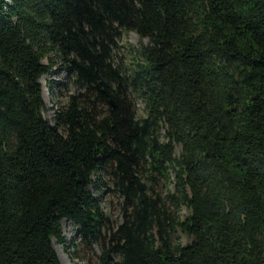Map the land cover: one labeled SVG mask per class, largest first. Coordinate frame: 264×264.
<instances>
[{
  "label": "trees",
  "instance_id": "obj_1",
  "mask_svg": "<svg viewBox=\"0 0 264 264\" xmlns=\"http://www.w3.org/2000/svg\"><path fill=\"white\" fill-rule=\"evenodd\" d=\"M129 31L148 43L121 68ZM52 57L77 88L53 124ZM63 219L100 264H264V0H0V264H59Z\"/></svg>",
  "mask_w": 264,
  "mask_h": 264
},
{
  "label": "rangeland",
  "instance_id": "obj_2",
  "mask_svg": "<svg viewBox=\"0 0 264 264\" xmlns=\"http://www.w3.org/2000/svg\"><path fill=\"white\" fill-rule=\"evenodd\" d=\"M147 43L148 41L145 37L140 38L133 31L122 32L117 39L119 48L114 49L115 62L121 68L129 67L133 59L136 58V50ZM42 61L50 66L48 73L41 75L38 79L43 100L42 115L49 123L53 124L55 111L66 102L68 94L76 92L77 88L72 84L63 65L55 57L51 58V62L47 59H43ZM132 97L136 116H144L143 102L135 96ZM162 133L163 130H160V138H163ZM175 152H178V146L175 147ZM144 173H147V171H144ZM152 175L151 190L153 194L162 197L167 190H172L171 183L164 181L155 172H152ZM169 175L170 177L172 176L170 171ZM100 178L102 180L101 183L93 176L94 185L91 186V191L98 197L99 205L108 218V227L114 228L122 221L121 198L110 190L111 184L109 176L106 173H102ZM176 212L182 215L186 213V210L181 206ZM60 229L64 245L55 242L54 238L51 239V242L53 245L59 246V250L64 258L63 264H100L98 259L99 245L97 243L88 246L80 242L76 227L67 219L61 220ZM177 239L180 243H185L191 238L177 232Z\"/></svg>",
  "mask_w": 264,
  "mask_h": 264
},
{
  "label": "bare ground",
  "instance_id": "obj_3",
  "mask_svg": "<svg viewBox=\"0 0 264 264\" xmlns=\"http://www.w3.org/2000/svg\"><path fill=\"white\" fill-rule=\"evenodd\" d=\"M54 248H55V250H56V253H57V255H58V258H59V260H60V263L63 264V260H64V258H63V256H62V253H61L60 250H59V246H58V245H54Z\"/></svg>",
  "mask_w": 264,
  "mask_h": 264
},
{
  "label": "water",
  "instance_id": "obj_4",
  "mask_svg": "<svg viewBox=\"0 0 264 264\" xmlns=\"http://www.w3.org/2000/svg\"><path fill=\"white\" fill-rule=\"evenodd\" d=\"M107 101H108L109 106L112 108L113 107L112 99L110 97H108Z\"/></svg>",
  "mask_w": 264,
  "mask_h": 264
}]
</instances>
